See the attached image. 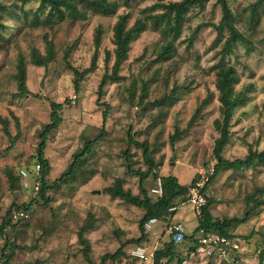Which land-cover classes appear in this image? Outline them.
Segmentation results:
<instances>
[{
	"label": "rangeland",
	"instance_id": "374dc122",
	"mask_svg": "<svg viewBox=\"0 0 264 264\" xmlns=\"http://www.w3.org/2000/svg\"><path fill=\"white\" fill-rule=\"evenodd\" d=\"M157 1L176 0H119L114 16L85 11L80 6L77 19L65 13V19L57 17L50 24L39 25L33 20L38 1L24 7L20 3L11 6L12 12L5 17L8 29L0 41V222L8 221L12 264H89L79 238L81 231L91 245L88 256L97 264L125 243L123 252L106 259L105 264H153L151 256L142 261L129 252L136 244L129 241L141 236L140 221L146 209L108 191L120 180L124 188L143 197L140 175L149 171L150 163L131 135L148 144L154 161L153 172L145 181L153 199L159 197L151 191L159 176L176 175L186 185L199 177L198 183L203 186L214 173L217 159L213 151L222 119L216 72L223 42L214 44L218 32L213 26H198L219 23L223 12L218 0H207L204 7L197 3L185 15L170 58L163 53L166 37L155 30L149 18L148 29L132 43L120 78L107 81L98 102L102 78L112 73L115 60L113 37L118 15L129 13L131 26L145 16L144 8ZM229 3L236 26L248 39V46L239 43L224 61L234 65L239 77L232 135L223 151L224 157L235 159L245 157L251 149H264V0ZM21 6L29 10L27 17L22 15ZM99 27L103 34L96 67L85 75L77 91L71 67L83 71L91 66ZM192 37L195 39L190 44ZM47 39L53 43L54 57L47 66L36 65L32 49L47 54ZM21 54L27 64V84L41 98L15 95ZM74 95L78 97L76 104L71 102ZM164 97L163 105L154 104ZM50 100L64 107L63 122L45 147L52 165L48 182L57 186L48 192L52 199L49 205H44L35 189V176L23 178L21 170L31 171L36 161L41 133L51 121ZM103 102L112 106L102 136L80 159L74 175L61 179L75 155L102 133ZM11 141L14 146L9 148ZM206 195L212 199L210 210L215 218L242 217L254 204L259 205L248 221L230 229L238 240L233 242L238 243L236 251L229 249L223 257L211 261L209 257L196 258L191 264H260L261 260L264 264V163L239 171L222 170L207 187ZM33 198L38 202L27 215L19 221L9 218L14 206H23ZM176 200L179 209L172 221L182 222L186 235H197L199 218L194 203ZM169 223L170 219L161 217L147 233L142 243L148 253L171 240ZM190 242L185 238L178 244L180 254L170 261L164 257L162 264H179Z\"/></svg>",
	"mask_w": 264,
	"mask_h": 264
},
{
	"label": "trees",
	"instance_id": "16d2710c",
	"mask_svg": "<svg viewBox=\"0 0 264 264\" xmlns=\"http://www.w3.org/2000/svg\"><path fill=\"white\" fill-rule=\"evenodd\" d=\"M32 1H38L39 5L34 11L35 14L33 16V20L35 19L34 23L36 25L39 24H50L57 20V17L61 19H65L64 15L67 13V16H70L74 19H77L80 15V6L85 9V11H93L96 14L105 15V16H114L117 14L119 9V0H0V41L5 36V30L8 29V26L5 23V17L8 16L9 13L12 12L11 6H17L19 3L24 7L25 4H28ZM207 0H176V1H157L152 5L144 8L142 13L145 15L143 18L137 19L133 25L129 26V19L130 14H119L118 20L114 26V37L113 43L115 44L114 54L115 60L112 66V73L105 75L102 78L100 84V95L98 97V102L101 101L102 97V90L105 84L109 79H116L120 78L119 72L123 63L129 58V53L132 47V43L137 40L140 34L147 30L150 26L148 21L149 18L152 19L151 24L154 25L156 31H160L166 37V43H164L163 53L166 58H170L172 52L174 51V43L179 39L181 36L185 15L191 10V8L197 4L201 3L204 7V2ZM9 2V3H8ZM218 3L222 7L223 15L219 21V23L214 22H207L202 23L198 26L201 28L205 25L213 26L217 32L218 36L214 42L215 45L222 44V56L217 64V90H218V99L222 107V119L220 122L219 128V136L215 140L214 146V155L217 159V162L214 166V173L209 177L206 181L204 186L201 188L202 194L206 197V203L202 205L201 214L198 215L199 224L196 227V232H199L201 229L207 232H216L227 239L231 240V242H235V237L233 233H231L230 229L236 225L241 224L248 221L255 213V209L258 207L259 204H254L250 209H248L242 217L235 216L232 218H215L210 210V206L212 204V199L206 195V189L209 184L215 179V177L222 171L231 169L234 171H239L241 169H245L248 167L253 166L257 162L264 163V149L263 150H253L251 149L249 153L245 157H238L235 159H228L224 157L223 151L225 146L228 144L231 138V127H232V120L234 116V111L237 106L236 101V89L235 85L239 81V77L237 75L236 68L234 65L224 62L226 56L230 57L235 47L240 43L245 46H248V39L244 35L242 31L236 26V16L234 11L231 8L229 0H218ZM21 6V7H22ZM22 7V15L28 16L29 10ZM63 17V18H62ZM43 22L41 23V21ZM102 27H99L96 31L95 35V42L97 49L94 53L92 64L89 68L81 71L76 67H71L75 74V88L78 91L80 89V82L85 77V75L90 72L92 69L96 67V61L98 57V47L102 41ZM195 38L192 37L190 40V44L193 42ZM48 48L47 54H42L41 51L37 48L32 49V60L34 64L39 66H47L49 62L54 57V47L52 41L48 40ZM110 58L109 56L106 57V61L108 62ZM16 78L18 81V90L15 93L17 96H35L41 98V94L33 92L28 84H27V64L23 54H21L18 58L17 63V73ZM166 97L159 99L154 103L155 105L164 104V100ZM78 99V98H77ZM72 102V100H71ZM77 103V102H76ZM75 103V104H76ZM73 104V103H72ZM105 105V108L102 112L103 116V127L102 133L94 140L88 141L84 150L77 153L75 155V159L71 164V167L67 173L62 175L60 178L67 174L70 176L74 175L75 169L77 168L78 164L80 163V159L91 151V147L94 143L98 141V139L102 136L104 132V125L108 121L111 115V104L110 103H101ZM51 105V121L47 123L41 133V142L38 148V154L36 155L35 163L39 162L41 164V172H40V185L38 189V194L41 198V204L49 205L51 202V197L48 192L57 186L55 183L51 184L48 182V176L52 171V165L49 159L45 156V147L47 144V140L52 132L59 127V125L63 122L62 117V109L64 107L63 103L57 102L54 100H50ZM197 113L193 115L191 122L196 119ZM6 131L8 129L6 128ZM178 138L176 135L172 142L174 143ZM131 140L135 142V144L144 150V155L146 160L150 163L149 171L146 174L140 175V187L143 193V197L139 194H134L131 190L124 188L123 183L118 180L116 184L112 187L108 188V191L115 197H119L129 203L134 205L144 207L146 209L145 215L142 217L140 221V229H141V236L137 239H132L130 242H135L136 244H142V242L147 240V233L144 229V223L150 219L151 217L157 216L159 219L161 217H165L168 214L173 216L176 212H169V208L177 204L178 198L181 199L182 203L188 200L187 194H189V188L191 186H196L199 180V177H194L192 183L190 185L182 184L178 180L176 175H163L162 184H163V195L158 197L157 199H153L149 194L147 189L145 188V181L147 180L148 176L153 172L154 169V161L150 158V150L148 144L146 142L138 141L134 136L131 135ZM14 146V141H11L9 148ZM34 163V164H35ZM130 168V166H129ZM57 181V180H56ZM38 202L35 198L32 199L31 202L24 204L23 206L18 205L17 207L14 206V209L24 210L29 212L34 203ZM262 203V201H260ZM13 209V210H14ZM12 211L9 213V218L12 219ZM22 220V219H21ZM19 221V220H17ZM90 226V225H89ZM7 232L8 239L4 246V250L7 251L6 253V264H12V246L13 243L10 242V234L8 230V221L0 222V232ZM171 235V234H170ZM79 238L82 244L85 246L84 251L86 257L89 259V264H97L89 258V252L91 251V245L89 239L84 236V232L81 231L79 234ZM185 238H189L192 243L189 246L192 248L196 246V239L195 235H186ZM238 241V240H236ZM182 243V242H181ZM237 243V242H236ZM128 243H125V245ZM238 244V243H237ZM125 245H122L120 249L113 254H107L102 258L100 264H105L106 259L113 258L120 255L123 251ZM134 246V245H133ZM147 247V246H146ZM231 250L236 251L234 245L230 246ZM130 250V249H129ZM183 250V248L181 249ZM130 252V251H129ZM180 250H178V244L174 243L172 238L169 242L165 243V246L160 249H155L152 251V258L153 264H162V259L164 257H168L169 261L172 260L176 255L180 254ZM151 253V252H150ZM264 256V250L261 251V257ZM239 257V256H238ZM135 258V257H134ZM137 259V258H135ZM181 257L178 259L180 260ZM214 259L213 257H209V261ZM140 260V259H139ZM144 261V260H142ZM262 264V260L261 263Z\"/></svg>",
	"mask_w": 264,
	"mask_h": 264
},
{
	"label": "built area",
	"instance_id": "2783aa9c",
	"mask_svg": "<svg viewBox=\"0 0 264 264\" xmlns=\"http://www.w3.org/2000/svg\"><path fill=\"white\" fill-rule=\"evenodd\" d=\"M77 95L72 96V103L75 104L77 102ZM41 172V164L39 162L35 163L32 167V170H21L22 177H28L29 175L35 176V189L38 191L39 189V177ZM157 182L155 186L151 189L152 193L156 196H162L163 195V184H162V178L159 176L157 178ZM209 179V177L207 178ZM205 184V183H204ZM28 186V185H27ZM204 186V185H203ZM200 185V183H197L196 186H191V192L189 193L188 200L190 202L194 203V209L196 210V213L198 215L201 214L202 211V205L206 203V197L201 192V188L203 187ZM179 209V206L177 204L172 205L169 208V212H174ZM12 219L13 221H17L20 218L27 215V212L24 210H18L14 209L12 210ZM171 214L166 215V218L170 219L169 227H170V234L171 238L174 243L180 244L185 240L186 237V231L185 227L182 222H174L172 221ZM159 217L154 216L148 219L144 223V229L146 232H150L154 228V224H156L159 221ZM8 235L7 232H0V264H6V253L7 251L4 250V246L7 242ZM196 239V246L191 247L188 246V248L185 250V252L181 255V259L179 261V264H191L193 259L196 258H207V257H223L225 254H227V251H229L230 246L233 244L231 240L227 239L223 235L219 233L214 232H207L201 229L197 235H195ZM192 243V241L190 242ZM235 248H238L237 244H234ZM130 254L140 260H145L149 258V255L152 257V252L148 253V249L145 245L142 244H135L130 248ZM237 264V263H235Z\"/></svg>",
	"mask_w": 264,
	"mask_h": 264
},
{
	"label": "crops",
	"instance_id": "0c3cea01",
	"mask_svg": "<svg viewBox=\"0 0 264 264\" xmlns=\"http://www.w3.org/2000/svg\"><path fill=\"white\" fill-rule=\"evenodd\" d=\"M160 222V220L156 223V224H158ZM156 224H154V226H156ZM183 248V247H182ZM149 257H150V255H149Z\"/></svg>",
	"mask_w": 264,
	"mask_h": 264
}]
</instances>
